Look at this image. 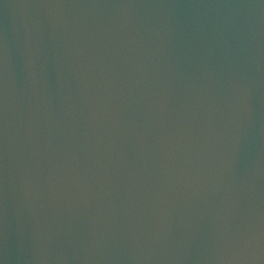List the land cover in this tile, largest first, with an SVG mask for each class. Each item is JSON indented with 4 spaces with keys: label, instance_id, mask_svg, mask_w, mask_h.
Returning a JSON list of instances; mask_svg holds the SVG:
<instances>
[{
    "label": "water",
    "instance_id": "water-1",
    "mask_svg": "<svg viewBox=\"0 0 264 264\" xmlns=\"http://www.w3.org/2000/svg\"><path fill=\"white\" fill-rule=\"evenodd\" d=\"M0 264H264V0H0Z\"/></svg>",
    "mask_w": 264,
    "mask_h": 264
}]
</instances>
